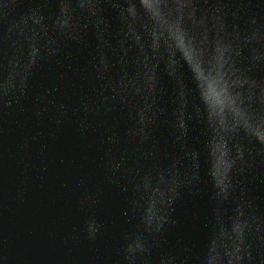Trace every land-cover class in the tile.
Wrapping results in <instances>:
<instances>
[{"label":"water","instance_id":"obj_1","mask_svg":"<svg viewBox=\"0 0 264 264\" xmlns=\"http://www.w3.org/2000/svg\"><path fill=\"white\" fill-rule=\"evenodd\" d=\"M0 264H264V0H0Z\"/></svg>","mask_w":264,"mask_h":264}]
</instances>
